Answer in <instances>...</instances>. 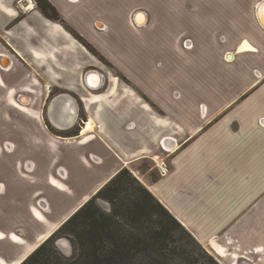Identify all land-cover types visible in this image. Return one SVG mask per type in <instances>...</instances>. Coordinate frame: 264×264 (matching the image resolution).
<instances>
[{"label":"crops","instance_id":"obj_1","mask_svg":"<svg viewBox=\"0 0 264 264\" xmlns=\"http://www.w3.org/2000/svg\"><path fill=\"white\" fill-rule=\"evenodd\" d=\"M48 1L61 22L0 0V212L17 220L0 235L24 241L0 257L19 264L126 168L222 263L264 264V0Z\"/></svg>","mask_w":264,"mask_h":264},{"label":"trees","instance_id":"obj_2","mask_svg":"<svg viewBox=\"0 0 264 264\" xmlns=\"http://www.w3.org/2000/svg\"><path fill=\"white\" fill-rule=\"evenodd\" d=\"M49 20L61 22L48 0H33ZM81 40L79 37H77ZM89 50L90 47L85 45ZM78 135L75 130L71 135ZM105 201L109 212L98 205ZM181 232L197 251L177 234ZM66 238L73 246L66 258L54 246ZM20 264H218L124 168L111 178Z\"/></svg>","mask_w":264,"mask_h":264},{"label":"rangeland","instance_id":"obj_3","mask_svg":"<svg viewBox=\"0 0 264 264\" xmlns=\"http://www.w3.org/2000/svg\"><path fill=\"white\" fill-rule=\"evenodd\" d=\"M138 24H140V22H138ZM75 130H78V126H76V124H75V127H74V128L70 129V130L67 131V132H60V133H59V132H56V133L59 134V135H61V136H69V135H71V133H72L73 131H75ZM78 133H79V132H78ZM74 137H75V136H74ZM72 154H75V152L73 151ZM29 169H30V165L28 164V165H26V170H29ZM56 174H57V176L60 177L61 179H64V178H65V173H64L62 170L56 172ZM157 176H158V174H157ZM53 183H54V185L57 186V187L60 186L57 182H53ZM70 184L73 186L72 181H70ZM2 198H3V197L0 196V201L2 200ZM48 199H49L50 203L53 204V199H52L51 195H48ZM3 200H4V198H3ZM98 205H99V207H100L105 213L109 212V206H108L107 202H105V201H98ZM3 210H4V212H0V217L3 218L4 220H6V223H8L9 225L11 224V226H12L13 223H14L15 221H17V220H12V217L8 214V212H6V209L4 208ZM35 216H36V218H37L39 221H43L42 216H41L37 211H35ZM21 224L25 226L26 223H24V221L21 220ZM45 228H47V227H41V226H39V229H36V236H35L34 239L36 240V244H37V246L35 247V249L39 246L38 244H39V242L41 241V236L44 234V232H46V231L48 230V229H45ZM177 234H178L179 236H181V237L184 239V242L187 243V244H189V246H190L193 250L197 251V249L194 247V244H193L188 238H186L185 235H184L183 233L177 231ZM50 235H51V234H50ZM50 235H49V236H50ZM49 236H48V237H49ZM48 237H47V238H48ZM31 238H32V236H31ZM47 238H46V239H47ZM0 240H2V241H6V240H8L10 243H12V244H14V245H23V244H24V241H23L22 239H20L19 237H17V236L14 235V234H11V233L9 234V236H7V235H4V236H3V235H0ZM44 240H45V239H44ZM44 240H43L40 244H42V243L44 242ZM8 241H6L5 243H7L8 245H11V244L8 243ZM54 246H55L56 249L61 253V255L64 256V257H66V258L72 256V254H73V246H72V244L69 242V240L66 239V238H62V237H61V238H57V239H55ZM212 256H213V255H212ZM213 257H214V259L217 261L218 264H227V263H222L220 260H218L217 257H215V256H213ZM25 258H26V257H25ZM25 258H24V259H25ZM24 259H23V260H24ZM23 260H22V261H23ZM22 261H21V262H22ZM243 262H244V261H239V264H244ZM248 262L250 263V261H248ZM0 264H10V263H9L7 260H5V259H3L2 257H0ZM11 264H16V263H11Z\"/></svg>","mask_w":264,"mask_h":264},{"label":"flooded vegetation","instance_id":"obj_4","mask_svg":"<svg viewBox=\"0 0 264 264\" xmlns=\"http://www.w3.org/2000/svg\"><path fill=\"white\" fill-rule=\"evenodd\" d=\"M26 4L27 2L24 1ZM28 6L26 5V8ZM6 64V61H2V65H5ZM91 85L92 83L89 82ZM94 86V85H92ZM24 101V100H23ZM66 110H65V114L63 113H58L57 116L51 118L52 119V122L56 125V126H59V127H69L71 126L73 123H74V119H75V110L73 108V106L71 107L70 104H68L67 107H65ZM66 114H69L68 116H66Z\"/></svg>","mask_w":264,"mask_h":264},{"label":"built area","instance_id":"obj_5","mask_svg":"<svg viewBox=\"0 0 264 264\" xmlns=\"http://www.w3.org/2000/svg\"><path fill=\"white\" fill-rule=\"evenodd\" d=\"M184 43L186 44L187 41ZM156 168L158 169L160 175H162V176L166 175L168 173V165L164 160L159 161Z\"/></svg>","mask_w":264,"mask_h":264},{"label":"bare ground","instance_id":"obj_6","mask_svg":"<svg viewBox=\"0 0 264 264\" xmlns=\"http://www.w3.org/2000/svg\"><path fill=\"white\" fill-rule=\"evenodd\" d=\"M135 22L136 23H138V22H140V24H142L143 22H144V17H143V15H141V14H136V16H135ZM244 47H247L246 45H244ZM92 85H95V83L93 82V84ZM92 128V125H91V122L90 123H88V125L85 127V129L83 130V131H87V130H90ZM21 263V262H20ZM19 263V264H20Z\"/></svg>","mask_w":264,"mask_h":264},{"label":"water","instance_id":"obj_7","mask_svg":"<svg viewBox=\"0 0 264 264\" xmlns=\"http://www.w3.org/2000/svg\"><path fill=\"white\" fill-rule=\"evenodd\" d=\"M60 98H62V99H66L65 96H62V97H60ZM55 103H56V101H53V102H52V104H51V109H54V108H55V110H57L58 108L55 107ZM75 119H76V116H75ZM75 119H74V122H75ZM73 125H74V123H73L71 126H69L68 128H71Z\"/></svg>","mask_w":264,"mask_h":264}]
</instances>
